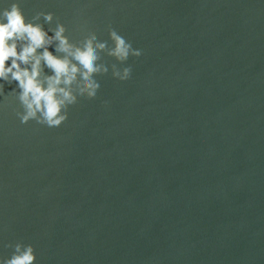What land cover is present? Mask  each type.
<instances>
[{
	"label": "water",
	"instance_id": "water-1",
	"mask_svg": "<svg viewBox=\"0 0 264 264\" xmlns=\"http://www.w3.org/2000/svg\"><path fill=\"white\" fill-rule=\"evenodd\" d=\"M17 2L141 55L103 54L129 78L109 67L58 127L0 95V258L20 241L34 264H264V0Z\"/></svg>",
	"mask_w": 264,
	"mask_h": 264
},
{
	"label": "clouds",
	"instance_id": "clouds-1",
	"mask_svg": "<svg viewBox=\"0 0 264 264\" xmlns=\"http://www.w3.org/2000/svg\"><path fill=\"white\" fill-rule=\"evenodd\" d=\"M41 17L43 24L39 22ZM53 19L51 11H36L26 18L17 0L0 8V81L9 85L17 82L7 94L4 83H0V95L5 101L15 95L22 110L14 111L21 124L34 120L48 127L60 126L68 117L69 106L76 104L79 97H95L101 86L97 76L107 73L109 67L112 77L121 81L129 78L130 66H109L103 61V54L120 63L129 56L141 55V50L133 48L115 28L108 29L111 46L109 40L98 39L94 31L72 41L65 34V24L57 17L53 27ZM49 46L54 47L55 54ZM5 247L14 250L10 257L0 258V264H34L32 244L18 241Z\"/></svg>",
	"mask_w": 264,
	"mask_h": 264
}]
</instances>
